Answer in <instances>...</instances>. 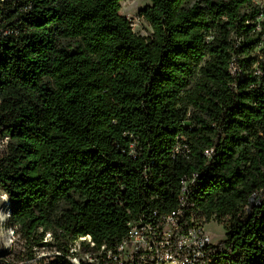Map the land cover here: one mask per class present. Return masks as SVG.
Wrapping results in <instances>:
<instances>
[{"label":"trees","instance_id":"obj_1","mask_svg":"<svg viewBox=\"0 0 264 264\" xmlns=\"http://www.w3.org/2000/svg\"><path fill=\"white\" fill-rule=\"evenodd\" d=\"M122 1L0 0L10 222L58 251L86 235L113 246L196 175L188 201L223 224L220 253L264 264V6L151 0L144 36Z\"/></svg>","mask_w":264,"mask_h":264},{"label":"built area","instance_id":"obj_2","mask_svg":"<svg viewBox=\"0 0 264 264\" xmlns=\"http://www.w3.org/2000/svg\"><path fill=\"white\" fill-rule=\"evenodd\" d=\"M9 141V136L0 135V153L6 151ZM212 152L210 149L207 154ZM195 180L196 175L182 181L173 209H151L131 220L127 234L116 245L98 246L91 235H86L54 255L64 256L73 264H238L220 253L205 229L208 221L194 211V202L188 201L189 185ZM4 196L11 213L9 196L5 192Z\"/></svg>","mask_w":264,"mask_h":264},{"label":"rangeland","instance_id":"obj_3","mask_svg":"<svg viewBox=\"0 0 264 264\" xmlns=\"http://www.w3.org/2000/svg\"><path fill=\"white\" fill-rule=\"evenodd\" d=\"M151 0H123L121 14L132 22L134 31L144 36L152 33L148 23L139 16V11ZM264 6V1H262ZM6 197L0 189V210L7 211ZM215 244H219L227 237L223 224L215 220L209 221L205 226ZM43 242L48 244H29L16 232L10 218L0 221V264H45L52 259L57 251L56 243L46 233Z\"/></svg>","mask_w":264,"mask_h":264},{"label":"bare ground","instance_id":"obj_4","mask_svg":"<svg viewBox=\"0 0 264 264\" xmlns=\"http://www.w3.org/2000/svg\"><path fill=\"white\" fill-rule=\"evenodd\" d=\"M5 208H7V211H5L6 212L5 214H4V210H0V221H4V220L8 219V216L10 215L7 203H6V207Z\"/></svg>","mask_w":264,"mask_h":264}]
</instances>
